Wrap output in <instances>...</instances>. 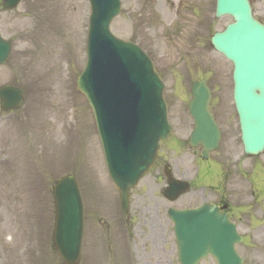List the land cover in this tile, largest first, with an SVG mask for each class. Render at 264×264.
<instances>
[{
  "label": "rangeland",
  "instance_id": "rangeland-1",
  "mask_svg": "<svg viewBox=\"0 0 264 264\" xmlns=\"http://www.w3.org/2000/svg\"><path fill=\"white\" fill-rule=\"evenodd\" d=\"M214 5L215 0H122L121 13L112 21L113 33L141 45L165 80L175 132L156 166L132 190L130 217L124 216L108 175L92 108L77 86L86 63L89 0H22L13 10L0 7V32L13 45L0 66V86L14 84L25 91L15 110H3L0 102V264H64L52 239V187L69 173L78 178L85 206L79 264H127L123 225L127 235H134L136 264H179L167 210L210 199L196 192V150L186 140L191 83L202 77L210 78L212 109L225 129L222 147H235L231 160L241 165L230 182V200L242 232L252 238L246 244L250 248L239 250L251 264H264V152L240 159L231 67L210 45L212 34L230 18L216 19ZM166 164L174 176L192 182L175 201L162 193ZM212 174L208 167L201 181L211 184Z\"/></svg>",
  "mask_w": 264,
  "mask_h": 264
},
{
  "label": "water",
  "instance_id": "water-1",
  "mask_svg": "<svg viewBox=\"0 0 264 264\" xmlns=\"http://www.w3.org/2000/svg\"><path fill=\"white\" fill-rule=\"evenodd\" d=\"M19 2L2 0L6 8H14ZM217 2V15L230 14L235 21L218 33L213 43L235 63L234 98L242 118L246 150L258 152L264 147V25L253 17L249 0ZM91 3L88 61L78 85L94 109L106 164L120 192L122 207L128 211L131 189L154 164L160 142L171 136L164 85L147 54L112 34L110 22L120 11V0ZM10 50V43L0 36V64L8 59ZM193 95L195 141L202 124L210 121L205 106L209 92L195 84ZM0 98L3 107L11 109L19 105L24 93L21 88L4 86ZM204 137L210 140L209 133ZM187 188V183L170 178L165 194L175 199ZM54 197V241L63 260L75 264L81 255L84 233L83 203L76 177L68 175L57 182ZM169 212L181 264H198L208 254L214 255L219 264H242L234 247L239 240L235 226L216 208L205 205Z\"/></svg>",
  "mask_w": 264,
  "mask_h": 264
},
{
  "label": "flooded vegetation",
  "instance_id": "flooded-vegetation-1",
  "mask_svg": "<svg viewBox=\"0 0 264 264\" xmlns=\"http://www.w3.org/2000/svg\"><path fill=\"white\" fill-rule=\"evenodd\" d=\"M258 12L260 14L264 15V0H261V2L258 5ZM257 12V13H258ZM258 13V14H259ZM259 14V16H260ZM261 15L260 17L262 20H264V16ZM263 16V17H262ZM170 101V100H169ZM213 111V109H212ZM214 116L219 124L220 131H221V141L219 148L215 151H212L209 153L208 157L206 159L203 158V148L199 146L197 148V152L202 158V165L199 167L198 172L202 171V174L200 175L199 179V186L198 189L196 190L197 194H199L201 197H205L206 199L210 197L208 200L211 204L217 205L222 211H226L228 215L237 223L238 229L242 232V225L239 220H237L238 214L233 210V206L231 205L232 202L230 200L231 194L230 192V182L234 179L235 174L237 173V170L235 169L240 165V161L231 160V150H233L235 147L230 146V148L227 147H222V142L224 141V136H225V129L222 125V122L220 121L219 115H217L214 111ZM223 140V141H222ZM240 159L243 161H248L250 158H254L256 156H251V155H246L243 151V149L240 150ZM261 165V164H258ZM210 167L212 169V175H213V181L212 183H203L204 181V171H207V168ZM201 173V172H200ZM220 178L222 179L223 183H220L219 185L215 184L218 181L221 182ZM259 185H262V181L258 182ZM210 184V185H208ZM253 191V190H252ZM255 194V191L253 192ZM235 212V213H234ZM242 235L244 238H247V233L242 232ZM258 249L260 247L257 244H254ZM245 248L247 249L246 245H244ZM250 248V247H249ZM244 258V262L246 264H251L249 258Z\"/></svg>",
  "mask_w": 264,
  "mask_h": 264
},
{
  "label": "bare ground",
  "instance_id": "bare-ground-1",
  "mask_svg": "<svg viewBox=\"0 0 264 264\" xmlns=\"http://www.w3.org/2000/svg\"><path fill=\"white\" fill-rule=\"evenodd\" d=\"M228 62V61H227ZM229 63V62H228Z\"/></svg>",
  "mask_w": 264,
  "mask_h": 264
}]
</instances>
